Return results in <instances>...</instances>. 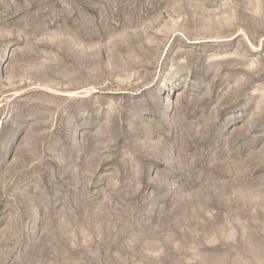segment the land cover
<instances>
[{
  "label": "rangeland",
  "instance_id": "374dc122",
  "mask_svg": "<svg viewBox=\"0 0 264 264\" xmlns=\"http://www.w3.org/2000/svg\"><path fill=\"white\" fill-rule=\"evenodd\" d=\"M0 264H264V0H0Z\"/></svg>",
  "mask_w": 264,
  "mask_h": 264
}]
</instances>
